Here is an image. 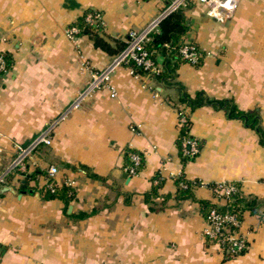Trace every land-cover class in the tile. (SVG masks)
<instances>
[{
	"label": "crops",
	"instance_id": "obj_1",
	"mask_svg": "<svg viewBox=\"0 0 264 264\" xmlns=\"http://www.w3.org/2000/svg\"><path fill=\"white\" fill-rule=\"evenodd\" d=\"M169 1L0 0V51L8 61L0 75V264H264V222L257 213L243 211L240 230L248 248L226 259L203 234L199 203L224 204L210 184L230 181L243 195L264 200L257 129L223 107H186L177 85L168 82H180L191 96L201 90L256 110L264 130V0H238L224 20L193 2L183 10V40L205 52L200 64L181 62L165 79L122 64L110 77L115 96L103 87L69 108L91 70L103 68L127 32L146 26ZM88 11L101 13L99 35L109 49L87 34L67 36L66 28ZM157 59L161 63L162 56ZM180 108L201 143L185 163L177 144ZM47 127L50 143L12 166L17 146ZM128 149L142 155L133 176L124 161ZM53 165L57 171L50 174ZM156 173L162 183L148 202ZM181 173L202 182L190 196H177L174 177ZM50 179L71 186L73 197H42Z\"/></svg>",
	"mask_w": 264,
	"mask_h": 264
},
{
	"label": "built area",
	"instance_id": "obj_2",
	"mask_svg": "<svg viewBox=\"0 0 264 264\" xmlns=\"http://www.w3.org/2000/svg\"><path fill=\"white\" fill-rule=\"evenodd\" d=\"M199 1L205 5L207 12L217 20H224L232 16L238 0H170L168 4L150 20L146 26L141 29H130L127 32L124 47L119 50L112 59L103 67L96 70H91L90 79L84 88L77 94L71 102L69 108L78 107L80 102L88 95L100 88H107L111 96L116 95V90L110 82L112 72L122 64L129 65L134 71L133 65L140 66L145 70L146 74H157L161 71V65L155 62L148 50L145 48V43L150 39L151 33L158 30L159 22L169 13L179 8H187L193 2ZM85 19L90 24H97L102 27V15L98 11L88 12ZM79 28L75 25H70L66 28V34L71 40H75L78 35ZM181 55L187 59L188 62L196 64L200 56H204L205 52H199L192 44L184 43L180 47ZM87 62V61H86ZM7 69L6 59L0 51V75ZM178 123L180 127H185L186 131L181 138L182 152L189 157H195L200 151L199 140L192 136L189 132L190 118L184 108L178 111ZM50 127L41 130L27 145H18L17 154L13 158L12 166H22L24 159L28 154L40 143H50L49 137ZM127 155L130 160V165H126V171L133 176L138 174L137 167L142 162V155L135 151L128 149ZM50 174L57 171L56 166H50L48 169ZM160 179V176L158 177ZM154 179L157 182L159 179ZM202 183L200 180L198 184ZM216 186H210L214 192L221 198L228 199V196L237 190V186L228 182H216ZM258 215L262 222H264V209ZM241 222L234 213L224 211L219 212L215 208H211L208 213L206 225L203 228V234L207 239L216 241L223 250V248L233 253H238L247 247V238L241 232ZM230 225H234L233 228Z\"/></svg>",
	"mask_w": 264,
	"mask_h": 264
},
{
	"label": "trees",
	"instance_id": "obj_3",
	"mask_svg": "<svg viewBox=\"0 0 264 264\" xmlns=\"http://www.w3.org/2000/svg\"><path fill=\"white\" fill-rule=\"evenodd\" d=\"M184 8H179L177 10L172 11L168 15H166L160 22L158 26V30L151 33L150 39L145 43V48L148 50L151 58L158 62L157 57L162 56L161 63L158 62L161 65V71L157 74H153L158 79H165L166 76H175V71L178 68L179 64L181 62H188L186 58H184L181 55L180 47L184 43L192 44L199 52H203V50L200 48V46L195 42H190L183 40V36L186 33L188 29V24L186 21V17L184 14ZM93 12V11H88ZM88 12H85L81 17L78 18V20L72 24L79 28L78 35L79 34H87L94 40V44L96 46H99L104 49H109V43L103 39L99 35V32L102 30V27L98 26L97 24H90L86 21L85 16ZM124 44H121L119 50H121L124 47ZM5 59H6V65L8 67V61L7 57L4 52H2ZM205 56V55H204ZM204 56H200L199 61L195 64L198 65L200 62H202ZM135 72L145 73V70L142 69L140 66H137L135 64H132ZM169 83L176 84L178 90L180 91L179 95V102L183 103L186 107H189L190 109H194L197 106H200L202 104H211L215 107H223V109L226 111L229 117H236L242 119L247 125L256 128L258 131L260 142L264 145V130L260 126H258L259 117L256 110H241L239 109L233 99H216L209 97L205 94L203 91H197L194 96H191L188 92H186L183 89V85L180 82H177L175 80L169 81ZM186 131L185 127H180V133L178 138V149L179 154L181 157V160L183 163L187 162L188 160H191L195 157H189L182 152V144H181V138L182 135H184ZM199 145L201 147V143L199 141ZM135 150V149H131ZM136 151V150H135ZM124 161L125 165H130V160L127 155V152L124 154ZM142 166V162L137 167L138 171H140ZM26 177H29L31 175L25 174ZM160 175L156 173L154 177L152 178V181L156 178H158ZM159 179V178H158ZM174 180L177 184V196L178 197H185L191 195V189L194 185L198 184L199 180H189L187 179L183 173L180 175H177L174 177ZM162 183V179L160 178L157 182H152V186L149 191L146 192V200L149 202L150 196H155L157 194V188ZM228 183H232L237 186V190L232 192L228 199L225 201L224 204H219L216 202H212L210 200L201 199L199 200L201 212L203 213L206 221L208 218V213L211 208H215L219 212L228 211L231 213H234L237 218L242 221L243 218V211L245 209H248L250 212H255L258 215H260L262 212L258 209L259 207L264 208V200H261L257 197H250L243 195L240 185L237 182L230 181ZM215 183H211L210 186H216ZM214 192V191H213ZM40 194L44 198H53V197H63L67 202L70 200L74 195V190L69 185H57L55 182H53L51 179L48 180L47 184L43 186L40 190ZM214 195L217 197L216 192H214ZM150 209H154L153 206H150ZM231 228L234 227V225H230ZM209 242L217 243L214 240L208 239ZM247 247L244 248L242 251L238 253H230L226 251L223 248L224 258H233L240 254H243L246 252L248 248V240H247ZM218 244V243H217ZM222 247V246H220Z\"/></svg>",
	"mask_w": 264,
	"mask_h": 264
},
{
	"label": "water",
	"instance_id": "obj_4",
	"mask_svg": "<svg viewBox=\"0 0 264 264\" xmlns=\"http://www.w3.org/2000/svg\"><path fill=\"white\" fill-rule=\"evenodd\" d=\"M7 188H9V189H12L10 186H3V189H7Z\"/></svg>",
	"mask_w": 264,
	"mask_h": 264
}]
</instances>
